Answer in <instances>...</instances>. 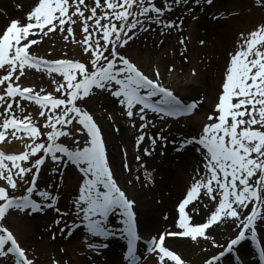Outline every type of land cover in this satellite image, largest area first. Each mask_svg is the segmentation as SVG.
I'll list each match as a JSON object with an SVG mask.
<instances>
[{"label":"snow or ice","instance_id":"6c2138e0","mask_svg":"<svg viewBox=\"0 0 264 264\" xmlns=\"http://www.w3.org/2000/svg\"><path fill=\"white\" fill-rule=\"evenodd\" d=\"M93 3L94 6L86 5L85 0H37L26 21L12 19L0 31V144L10 143L9 137L26 141V150L21 154L6 155L0 151V264H37L34 254L22 246L7 226L12 211L33 217L54 212L49 229L52 239L56 238L52 229L69 238L83 230L88 234L85 246L97 256L108 249L109 240H123L126 244L123 261L141 264L137 255L142 236L136 202L116 179L102 129L85 105L94 94L114 98L121 115L133 128H138L137 150L147 138L151 150L143 148V154L151 156L158 143L167 147L164 135L167 129L161 127L153 135L146 131L157 127L156 119L179 120L197 112L204 103L203 99L184 102L163 86L158 69L155 78L150 77L121 49L134 41L137 32H149L152 25L159 28L161 36L166 35L165 30H182V19L177 22L165 18L174 7L189 6L188 11L196 19L191 5H212L213 0H164L162 6H157L155 0H93ZM256 3L264 7V0ZM89 8L90 15L86 16ZM77 17L83 21L82 39L76 38L72 27L78 23ZM52 33H66L65 40L70 36L72 42L81 46L88 61L48 60L30 52L33 45ZM179 43L186 50L185 39L181 38ZM32 69L46 73L55 85L54 92L60 95L45 94L44 87L37 91L32 86H23L21 78L26 76V70ZM192 75H197L195 69ZM22 101L39 105L42 111L38 115L46 119L42 125L48 130L46 134ZM207 121L199 134L181 138L176 148L179 152L192 146L202 165L195 169L192 185L178 202L174 225L177 231L160 232L144 241L147 252L156 254L158 264H165L166 259L185 264L180 255L166 247L167 236L186 237L195 242L198 238L211 239L213 247L223 250L206 264H223L226 257H231L234 264H243L237 248L248 239L257 240L258 223H264V24L247 35L240 33L237 47L229 53L214 111ZM115 130L118 132L119 128ZM73 133L82 135L83 142L75 139L72 147L59 142L61 137ZM124 155L126 158V150ZM135 159L139 162L141 156ZM49 163L57 177L55 190L51 184L43 188L38 185L42 169ZM123 168L132 171L126 162ZM67 171L78 173L77 190L70 200L71 208L62 209L60 186L65 184ZM21 183L29 185L26 193L13 195ZM205 198L203 207L209 209L206 222L193 224V216L200 214L197 202ZM114 216L120 218L122 227L110 226V218ZM164 219L168 220V216ZM229 221L238 231L226 245L218 244L207 234L206 230L213 225ZM249 233L250 236L246 235ZM258 254L264 264V247L259 248ZM53 264L63 262L53 258Z\"/></svg>","mask_w":264,"mask_h":264},{"label":"bare ground","instance_id":"6f19581e","mask_svg":"<svg viewBox=\"0 0 264 264\" xmlns=\"http://www.w3.org/2000/svg\"><path fill=\"white\" fill-rule=\"evenodd\" d=\"M217 1L221 2V0ZM87 2H89L91 6H94L93 0H87ZM36 3L37 0H31V6L23 7L20 10V14L22 15L16 19L26 21L27 14L33 9ZM217 5L222 6V10L226 12L223 15L224 19H222L221 26L217 27L215 25L202 22V20L207 19L209 15L206 14L204 7L201 9L202 5H193L194 8L196 7L195 10L197 14L194 13L196 19L201 18V20L199 24L195 26L193 25L192 28H188L189 30L187 31L188 37L191 39L192 43L190 55L184 50H181L179 53L174 51L169 57H166L163 61L161 60L159 62L161 68V81H163V78L169 74L170 68L176 72L180 67H184L185 69L190 67L192 70H196L197 75H195V77L188 76L186 79L188 83H186V85H183L181 82L178 86L173 83H170V85L172 87L174 86L176 91L174 93L181 100L189 99L198 94V98L204 100L203 105L200 106L201 112H207L208 114H211L214 111V104L216 102L215 98H217V91L219 90V86L222 81L225 65L229 59V53L237 47L240 33L243 32L247 35L250 31L255 30L257 26L264 24V13H257L256 11L249 13V11L245 9L247 6L245 0H224L222 3ZM240 10H244V12H238ZM180 12V16H183L181 19L184 21V25L187 26V24L195 21V19H193V14L190 12ZM235 13L237 16L229 19V17H232ZM224 20H229V24L228 21L226 22ZM2 24L3 23H0V31H3L6 28L5 26L3 28ZM199 26H201L200 31L198 30ZM153 28H156L155 33L157 34H153L152 38L149 37L147 42L143 43L146 45V51L142 52L138 49H134L133 54L129 53L144 69L148 68L149 65H146L143 60L149 59V53H151L152 56V54L155 53L154 51L157 50V39L159 38L160 33L157 26H153ZM197 34L209 41L210 46H208V48L201 49L199 45H194V42H196L194 38ZM37 45L39 49L43 50L44 48L42 47L46 46L45 44L40 43ZM150 48H153L151 51L154 53L148 51ZM182 52L184 53V56H181ZM148 62L151 65L153 63L152 60H148ZM202 69L204 72H202ZM181 75L185 76L183 73ZM113 100L114 98L104 99L107 109L117 110L120 107L119 105L113 103ZM201 112H197L196 114H192L190 116L187 131L183 129L176 131L170 130L167 133L170 136L164 134L167 136V144L169 145V148L165 151V157L159 159L157 153H155L153 157L145 156L144 168H141L139 164H133V166L140 169L138 174L135 172L136 174L131 178L134 179L133 181L139 189L137 195L135 196V199L137 200H135V208L139 218L141 232L143 234L151 235L158 234L160 232L177 231L174 227L177 219V210L171 208L170 204L173 199H179V197L184 194L188 187L187 184L193 182V176L196 174L195 169L201 168L202 165L199 154L193 150L192 146L184 148L179 152L176 151V148L179 147V141L186 133L191 131L195 133L202 129L204 124L201 122ZM31 113L35 115L37 114L32 110ZM130 124L131 122L125 121V118L123 119L121 116L119 119L114 118L113 120H108L106 128H104L106 132L111 131L113 133L112 136H115L114 139L119 140L118 144L125 145L127 144L126 142H128L133 143L134 145L136 137L140 133L138 132V128H133ZM118 127L120 130L118 133H115L114 131H116L115 129ZM156 133L158 132L152 130L149 135ZM173 140L176 141V144H173ZM13 141L15 142V140ZM162 143L163 142L157 144L158 148L155 151L159 150L160 153H163L164 150L161 147ZM22 144L23 142H19L20 147ZM3 147L6 148L5 146ZM143 148H146V146H141V152H143ZM17 151H21V148ZM114 156V160L117 162L116 159H118V154ZM161 162H163V164H161ZM171 162H174L172 163L173 167ZM113 169L117 174L119 173L122 180L128 179V176L121 172V165L119 162L113 164ZM67 174V177L69 176V178L66 179V183L61 185L60 188L62 189L60 191V202L65 204L67 209H70V200L73 193L76 192L73 189L71 190V188L72 186L77 185L75 179L77 176H73L72 172ZM137 176H140L139 180L136 179ZM123 177L125 179H123ZM164 216H168V220L165 221ZM195 217L197 218V216L194 215L193 219H195ZM51 221L52 219H46V217H35L31 220L28 218L18 219L17 221L11 223L23 245L26 248L29 247V251L30 249L34 250V256L36 257L38 264H45L43 261L47 259L41 258V250L45 252L44 256L46 257V254L50 253L51 250L57 251V249L66 250V255L63 257L55 255L58 258L57 260H61L63 264H126V262L123 261V254H121V248L125 243L123 240L114 239L113 241L108 242V249L103 250L102 255L97 256L90 252L85 246L84 240L88 239V234L83 230H78L71 238H69L66 235H61L58 231H56V229H52V231L56 232V238L53 239V241H48L46 236H42L40 239L37 238V235L42 234V229L51 228ZM70 222L71 221H69V223ZM233 228V223H222L215 228V234L211 237L215 238L218 244H224L225 241L223 239H219V236L222 235L223 237L225 236V238L227 236H231L227 235V233ZM49 235L52 237L51 231H49ZM35 240L40 243H36ZM165 241L172 251L177 250L183 253L185 258H187L191 264H200L201 259L204 257L203 255H205L208 251L214 252L218 249L212 246V240L210 243L209 240H207L204 241L203 244H200L201 241L199 240L198 242L192 240L189 242L188 240H183V238L179 236H167ZM241 256L246 264H252V258L249 253L241 250ZM203 260L204 259H202V261ZM144 264H158L156 254H152L151 256L148 255Z\"/></svg>","mask_w":264,"mask_h":264},{"label":"rangeland","instance_id":"374dc122","mask_svg":"<svg viewBox=\"0 0 264 264\" xmlns=\"http://www.w3.org/2000/svg\"><path fill=\"white\" fill-rule=\"evenodd\" d=\"M85 1H86L85 2L86 5H90V3L87 2V0H85ZM223 1L224 0H221V2H219L217 0H213V4L212 5H207L206 3L202 4L201 9L204 7V9L206 10V14L209 15L208 18L205 19V20H202V22L208 23V24H212V25H215L217 27L221 26L222 19H224L223 15L225 13L222 10L223 9L222 6H219L217 4L222 3ZM245 1L247 3V6L245 7V9H247L249 11V13H253L255 11L257 13H262V12L264 13V7L259 6L256 3V0H245ZM217 2H219V3H217ZM155 3L157 4V6H162L164 4V0H155ZM193 5H191V7L194 8ZM30 6H31V0H0V23H3L2 24L3 28H4V26L6 27L8 22L10 23V21L12 19H16L17 17H20V15H22V14H20V10L23 7H30ZM188 7L189 6H180L179 8H175L174 7V9H173V11L171 13H166L165 14V18L169 19V20H176L177 22H179V20H181V18L183 17V16H180V14H181L180 11H182V12L188 11ZM194 9H196V7ZM98 12H99V10H98ZM238 12L242 13V12H244V10H240ZM194 13L197 14L196 10H195ZM191 14H193V13H191ZM87 15H90V8H89L88 11H86V16ZM235 16H237L236 13L232 17H229V19L230 18L232 19ZM76 19L78 20V23L72 26L73 27V31H74L75 36H76L77 39H82L83 35H84L83 32H82L83 21L79 20L78 17ZM200 20H201V18L195 19L196 23L192 22V23L188 24L187 27L188 28H192L193 25L195 26V25L199 24ZM224 21H226V22L228 21V24L230 22L229 20H224ZM223 24H225V23H223ZM153 26L155 27V25H152L151 26V30L149 32H147V33L137 32L134 41L131 42L130 45L127 46L125 49H121V52L124 55H126L127 57H129L137 65H139L138 62H136V60H134V58L129 53L133 54L134 49H138L139 51H142V52L146 51V45H144L143 43H146L147 39H149V37L152 38L153 34H157V33H155V29L156 28H153ZM65 27H68V26L66 25ZM187 27L182 26V30H177L175 28H173L172 30H165L166 31V35H164V36L159 35V38L157 39L158 40V44H157V50L154 51L155 53L151 51V50H153V48L152 49L151 48L148 49V51H150V52H152L154 54H152V56H151V53L148 52L150 54V56L148 55L149 59H145V60H143V62L146 63V65H149V67L145 68V69H146V72H148L152 77L154 76V72L157 69L161 72V68H160L159 62L161 60L163 61V59H165L166 57H169L172 52L176 51L177 53H179V52H181V50H184L190 55V48H191V44L192 43H191V39L188 37V32H187L188 28ZM200 27L201 26H199V28H198L199 31L201 30ZM64 35H66V33L65 34L52 33V34L49 35V37L43 38V40H42V42L40 44H45L46 45L45 47H42V48H44V50L43 49H39L38 45L37 46L33 45V47L30 49L32 51V54L37 55L40 58L48 59V60H56V59H61V58L69 59L70 58V59H73L75 61L87 62L88 61V56L82 52L81 46L76 44V43H74V42H72V38L70 36L68 37L67 40H65L64 39ZM32 38H39V37H32ZM181 38L185 39L186 50H185V45H181L179 43V40ZM194 39L196 41V42H194V45L195 46L199 45L201 49L208 48V46H210L209 41H207L206 39H204L202 36H200L198 34L196 35V37ZM161 40H163L162 44L160 43ZM201 40L204 41L203 45L200 44ZM35 46L38 47V48H35ZM49 53H51V55H49ZM65 53H67V56H65ZM148 60H152L153 61L152 65L149 64ZM139 66H141V65H139ZM180 68L178 69L177 72L175 70L170 71L169 74H168L169 76L168 75L165 76L166 79H165V77L163 78V82L165 83V85L169 86L170 83L171 84L173 83L176 86H178V84L180 82L183 85L184 84L186 85V83H188V81L186 80L188 76L195 77V76L192 75V69L190 67H188V69H185L184 67H182L181 69ZM181 70H183V71H181ZM202 72H204L203 69H202ZM182 73L185 76H182L181 75ZM53 75L57 76L58 74H53ZM164 79H165V81H164ZM20 83L23 86H26V87L27 86H32V87L36 88L37 91H39L40 87H44L45 90H46L45 94L49 93V92L51 93V91H54V89H55V85L51 83V80L49 79V77L47 76L46 73L36 72V70H34V69L26 70V76L21 78ZM170 88L174 89V86L173 87L170 86ZM0 91H2V89H0ZM54 95L59 96L60 94L55 93ZM198 96L199 95L197 94V95H195V96H193V97H191L189 99H182V100L184 102H186V103H190L193 100L199 99ZM105 98L106 99H108V98L109 99H113L110 96L94 94L91 98L88 99V102L85 105L86 109L91 114H93L94 119L101 126H103V128L104 127L106 128L107 121L109 120L108 116H112L113 118H117V119H119L122 116L121 113H120V109H117V110L107 109V107L105 106V101H104ZM21 103L23 105H26L28 109H31L33 111L37 110V109H33L34 106L32 104L29 105L28 102L22 101ZM116 105H118V104H116ZM91 107H92V109H91ZM37 111L39 113L42 110L38 109ZM197 112L200 113L201 109L199 108ZM208 115L209 114L207 112H201V122L202 123H204V124L208 123V121H207V116ZM33 117H34V115H33ZM122 118L123 119L125 118V121H128L125 116H122ZM33 119H34V122L39 127H41V130L46 134V132L48 130L43 129V127H42V125L46 122L45 117H41V116L38 115V117L36 119L35 118H33ZM181 120H182V122L188 121L187 119H183V118ZM136 123H137V125H139L140 122L137 120ZM156 125H157L156 128H149V129L146 130L148 132V135L151 133L150 130H154L156 132L159 131V128H161V124H160L159 120L157 121V119H156ZM105 128L102 131V133H103V135H104V137L106 139L110 162L112 164L119 162L120 165H121V172L122 173L128 172V171L124 170V168H123V163H125V162L128 163L130 165L131 169H132V171H131L132 173H129V175H127L129 177L126 180H122V178L119 175V173L118 174L116 173L117 178H118V182H120V184L122 183L121 186H123L124 189L126 188L128 190V193L135 197L137 195V193H138V190H139L138 186L135 183H133V182L129 183V180H131V177L134 174H136L135 172H137V174H138L140 169L136 168L135 166H133V164H139L141 166V168L145 167V158L143 157V155H144L143 152H141V146L145 145L146 148H149V150H151V148H150L151 147V143L146 138L144 143L140 146V150L138 151L137 150V146L135 144L136 142H134V145H133V143H128V142L125 141L128 145L127 144L120 145V144H118L119 140L114 139L115 136L114 137L112 136L113 133L111 131L110 132L109 131L106 132ZM65 130H69V129L66 128ZM201 130L198 131V132H195V133H193L192 131L188 132L183 137L199 134L201 132ZM185 131H187V130H185ZM114 132L118 133L116 131H114ZM181 133H183V132H181ZM112 137H113V139H112ZM43 139H46V135L42 138V140ZM75 139H79V140H81V142H83L84 138H83L82 135H80L78 133H73L72 136L61 137L59 142L65 144L66 146L72 147L74 145V140ZM7 143H8V147L9 148L12 147L10 145L11 142L10 143L7 142ZM161 147H162V149L164 151H163V154H162V153L159 152V150H157V155H158L159 159H162V157H165V155H166L165 151L169 148V145L167 144V147H164V145L162 143ZM157 148H158V145L156 146V149ZM24 150H26V149L24 148L22 151H24ZM125 150H126V153H127L126 158H125V155H124ZM129 152H130V154H131V152H133V154L130 155ZM154 153L155 152H153L151 156H153ZM117 154H118V159H116L117 162H115V160H114L115 156L114 155H117ZM137 155L141 156V160L139 162H137L136 159H135V157ZM130 156H131V158H130ZM6 163H8L9 166H11V162H6ZM172 163H174V162H171V165H172ZM161 164H163V162H161ZM52 167H53V165L49 163V164L46 165L45 168L42 169L41 177L38 180V185L41 188L46 187L47 185H50V184L53 185V186L56 184L57 177L51 172V168ZM172 167H173V165H172ZM27 179L30 180L31 176L29 175V177ZM27 186H29V185H25L23 183L19 184L18 190H16L12 194L15 195V196H20L22 194H25ZM183 197H184V195H183ZM180 199H181V197H179V199H173L171 204H170V207L175 210L176 209L175 205L178 202V200H180ZM204 201H206V198H205V200H201L198 203V207H202L201 209H205L203 207V204H204L203 202ZM60 207L63 208L64 206L60 205ZM249 207H251V205ZM52 213L55 214L54 212H52ZM18 214H19L20 218H24V216H25L24 214H20L19 212H14V213L12 212L11 215L7 219V226L11 227V225H12L11 223L18 216ZM36 217L42 218L43 214H38ZM29 218L31 219V218H33V216H30ZM229 222L232 223L231 221H229ZM235 229L236 228L234 226L233 230H235ZM259 230L263 232V233H261V234H263V236H262V238H263L264 237V223H258V226H257V232L258 233H260ZM236 233L232 234L228 238L234 237L236 235ZM213 234H215V229L212 231L211 236H213ZM145 235H147V234H145ZM246 235L250 236V233L246 234ZM147 236H151V235L149 234ZM222 238H223L222 235L219 236V239H222ZM47 239H48V237H47ZM35 242L36 243H40L38 241H35ZM253 245L254 244L252 243V241L250 239H248L245 242H243L241 246L243 247L242 248L243 251H245V252L250 254V257L252 258V264H259V262H260L259 255H258V252L256 251V248ZM123 248H124V246H123ZM222 250L223 249L219 248L215 254H213V255L210 254L211 256L210 255L208 256V254L206 253L205 255H203L204 257L202 259H204V260L202 261V259H201V263L200 264H206V261L209 258H211L214 255L218 254ZM181 254L184 256L183 253H181ZM50 255H51V258L50 259L48 258L49 260L46 259L44 261V263L45 262H46V264H50L51 263V259H53L52 255H54V253L51 252ZM183 256H182V259L185 261V264H187L186 261H189V260L187 258H185V256L184 257ZM167 263L168 264H173L172 262H167ZM189 264H191L190 261H189ZM243 264H246V263L243 262Z\"/></svg>","mask_w":264,"mask_h":264}]
</instances>
